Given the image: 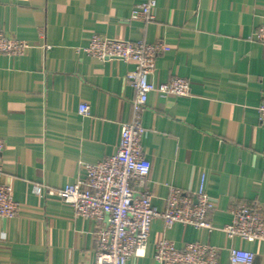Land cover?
<instances>
[{"label": "crops", "instance_id": "1", "mask_svg": "<svg viewBox=\"0 0 264 264\" xmlns=\"http://www.w3.org/2000/svg\"><path fill=\"white\" fill-rule=\"evenodd\" d=\"M145 0H0V31L25 41L23 56L0 55V140L5 149L0 183L12 187L22 208L0 218V264H92L97 223L77 218L53 190L77 182L84 165L111 156L119 127L131 119L134 89L126 74L133 62H100L81 51L93 35L131 42L162 41L148 82H189L185 98L148 95L141 116L143 156L150 164L151 204L165 209L170 187L194 193L203 180L215 208L213 231L176 224L150 225L143 257L126 264H156V241L177 248L209 244L254 254L264 264V242L228 240L219 231L234 203L264 209V45L252 39L264 26V0H157L153 20L132 21ZM80 103L89 115L78 114Z\"/></svg>", "mask_w": 264, "mask_h": 264}, {"label": "built area", "instance_id": "2", "mask_svg": "<svg viewBox=\"0 0 264 264\" xmlns=\"http://www.w3.org/2000/svg\"><path fill=\"white\" fill-rule=\"evenodd\" d=\"M156 5L157 0H145L133 9L130 19L145 23L152 21ZM252 39L264 45V26L253 33ZM30 48L25 41L8 37L0 31V55L19 57ZM165 50L162 41L131 42L100 35L88 39L87 45L81 49L87 56L100 62L134 63V68L126 74V80L135 91L130 103L131 119L120 124L115 152L100 162L84 165V172L75 184L59 190L33 186L34 195L56 198L70 206L75 217L97 223L92 264H126L130 258L143 257L150 225L156 219L162 221L164 231L176 224L209 232L215 230L208 221V214L215 205L208 198L203 180L191 194L170 187L163 211L152 206V196L146 187L151 167L143 156L141 116L148 95L157 93L162 97L179 98L190 95V85L185 79L171 78L159 84L148 82L155 70L156 58ZM77 112L86 117L89 106L80 103ZM257 113L259 123L264 124V99L257 107ZM4 149L0 140V175ZM21 211V206L13 199L11 185L0 183V218L12 220ZM229 213L231 221L219 229L228 240L264 242V209L259 204L234 203ZM222 250L200 243H185L182 248H177L173 241L161 236L156 241L153 260L156 264H224L219 261ZM226 252L225 264H252L254 261V254L241 248L231 247Z\"/></svg>", "mask_w": 264, "mask_h": 264}]
</instances>
